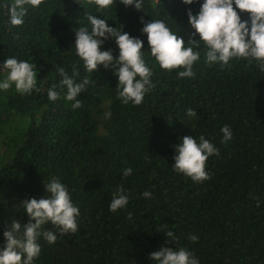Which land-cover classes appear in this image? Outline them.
Returning <instances> with one entry per match:
<instances>
[{"label":"trees","instance_id":"obj_1","mask_svg":"<svg viewBox=\"0 0 264 264\" xmlns=\"http://www.w3.org/2000/svg\"><path fill=\"white\" fill-rule=\"evenodd\" d=\"M12 3L0 0V81L7 76L3 62L15 56L36 64L40 91L22 94L14 84L0 90V248L13 219L22 223L21 235L29 222L20 202L47 198L45 184L55 177L80 210L78 230L62 234L51 222L42 225L41 232L57 240L38 237L41 251L32 264H156L149 254L161 247L186 248L200 264H264V71L248 58L209 63L200 41L194 77L180 78L184 69H162L141 31V17L162 19L189 47L190 38L200 37L187 10L197 14L203 0H143L142 10L120 0L105 9L89 0H44L27 6L21 26L10 23ZM89 13L143 41L154 87L140 105L118 98L116 66L90 73L76 55V31L92 29ZM108 49L118 58L112 37L102 46ZM58 67L70 77L78 68L77 83L91 81L77 97L82 107L73 109L74 101L65 99ZM53 84L60 94L55 101L48 99ZM189 108L197 115H187ZM225 125L232 139L222 142ZM184 135L198 143L203 135L219 150L206 162L210 179L198 183L173 168ZM126 168L132 174L124 177ZM118 186L129 201L113 212Z\"/></svg>","mask_w":264,"mask_h":264},{"label":"clouds","instance_id":"obj_2","mask_svg":"<svg viewBox=\"0 0 264 264\" xmlns=\"http://www.w3.org/2000/svg\"><path fill=\"white\" fill-rule=\"evenodd\" d=\"M43 2L44 0H13L8 7L11 25H23L28 12L27 6L38 8ZM120 2L126 7L134 5L137 10H142L143 0ZM89 3L105 9L110 7L114 0H89ZM183 3L191 5L193 0H183ZM234 4L236 8L233 7ZM236 9L249 13V19L242 20ZM187 15L190 25L200 37L199 40L190 38L189 47L184 46L183 37L173 32L164 20L152 19L146 22L141 17V31L147 34L151 54L162 69L172 71L183 68L184 70L178 72V77H194L193 65L200 59V52L194 49H199L200 41H203L207 48L206 61L209 63L221 62L227 65L232 58H248L256 60L260 70L264 71V0H203L197 14L194 15L189 8ZM88 20L92 25L91 32L87 27H80L76 31V55L82 59L85 69L90 73L100 65L105 68L116 66L118 98L123 104L131 102L140 105L145 95L154 87L150 79L152 70L143 59V41L123 31V28L109 26L106 19L97 18L91 13L88 14ZM109 37L115 39L119 48L118 58L113 56L111 49L102 50L105 40ZM2 68L7 70V76L0 81V90L7 91L14 84L16 91L22 94L31 93L33 89L40 91L37 88L35 63L18 60L13 56L3 62ZM57 71L63 77L60 85L67 87L65 99L74 101L73 109L82 107V101L77 97L85 91L91 81L85 77L82 82L77 83L74 78L79 76V70L75 67L71 77L63 67H58ZM56 87L53 84L48 90V99L51 101L59 98L60 94L54 90ZM187 115H197L196 110L189 108ZM110 116L111 112L105 113L106 118ZM221 131L222 142L232 139V131L228 125ZM180 141L175 145L177 154L174 156L173 168L198 183L210 179L206 162L210 156L219 155L216 146L203 135L199 137V143L192 135H184ZM131 174V168L123 170L124 177ZM45 187L50 193L47 198L33 197L20 202L30 219L28 223L23 224L22 235V223L16 219H13L10 228L4 231L5 244L0 248V264H32L41 251L38 237L43 236L50 244L57 240L53 232H41L42 225L48 222L59 226L62 234L75 233L78 230L77 218L80 210L72 202L67 186L53 177ZM124 192L122 186L117 187L109 205L110 211L115 212L128 205L129 197ZM142 195L151 198L152 193L145 191ZM128 217L131 219V212ZM166 235L173 237L174 233L168 231ZM190 239L196 242L198 237L192 235ZM149 258L156 264H200L194 253L183 247L179 250L161 247L151 252Z\"/></svg>","mask_w":264,"mask_h":264},{"label":"rangeland","instance_id":"obj_3","mask_svg":"<svg viewBox=\"0 0 264 264\" xmlns=\"http://www.w3.org/2000/svg\"><path fill=\"white\" fill-rule=\"evenodd\" d=\"M0 137H1V136H0ZM0 146H1V147H5V145H3V143H2L1 138H0Z\"/></svg>","mask_w":264,"mask_h":264}]
</instances>
